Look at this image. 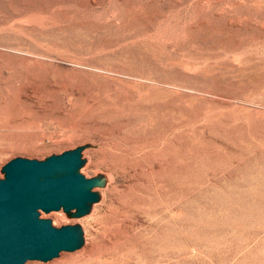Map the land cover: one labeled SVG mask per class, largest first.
I'll list each match as a JSON object with an SVG mask.
<instances>
[{"label": "rangeland", "instance_id": "obj_1", "mask_svg": "<svg viewBox=\"0 0 264 264\" xmlns=\"http://www.w3.org/2000/svg\"><path fill=\"white\" fill-rule=\"evenodd\" d=\"M113 138L160 141L140 165L162 172L125 206L119 177L93 254L122 208L139 225L119 264H264V0H0V179L77 147L97 177ZM84 246L25 264H100Z\"/></svg>", "mask_w": 264, "mask_h": 264}, {"label": "water", "instance_id": "obj_2", "mask_svg": "<svg viewBox=\"0 0 264 264\" xmlns=\"http://www.w3.org/2000/svg\"><path fill=\"white\" fill-rule=\"evenodd\" d=\"M82 147L44 160L16 157L2 168L0 179V264L48 261L63 251H75L83 244L77 225L54 227L40 211L63 210L82 216L98 200L97 177L81 172Z\"/></svg>", "mask_w": 264, "mask_h": 264}, {"label": "bare ground", "instance_id": "obj_3", "mask_svg": "<svg viewBox=\"0 0 264 264\" xmlns=\"http://www.w3.org/2000/svg\"><path fill=\"white\" fill-rule=\"evenodd\" d=\"M121 142V138H113L111 141L106 143V149L109 154L107 157L104 156L99 160L93 161L92 157L88 156L86 160L85 168H93L95 173L100 174L99 176H97V178L100 180V184L94 188V191L98 195V200L92 202L89 205V210L86 213L88 215H84L76 224L82 230L83 244L89 242V247L84 246L82 250H80V252L83 254V258H88L86 259V261L91 260V257L95 256V260L100 264H119L129 248H127V243L130 240L131 233H134V231L138 228L139 224L137 225L135 221L129 219L126 216L125 212L123 213L121 211V208L120 212H118L121 214L117 219H112L113 222L111 223V226H108L123 227V232L119 234V232L117 231L115 234H109L107 237H105L107 231L105 232L104 230V233L101 235L103 238L105 237L103 242V250H101L97 254H93L94 245L97 242L99 231H97L98 229L95 230L92 227L88 229L87 225L89 224V219L99 212L102 201L110 194L111 189L114 187V184H116L119 177L124 181V184H121L120 190L124 195L123 199H121V205L125 206V202L130 201L133 192L141 193L143 192V188H150L147 185L149 183L150 176L155 175L156 177L162 172L161 162H156L155 164L147 167L140 165L141 160L148 152H150L151 155L160 152L154 151L155 149H153L158 147L160 148V141L157 142V139L154 138L152 140L141 139L139 141H135V143H133L132 145H127ZM87 151H90V148H88ZM106 162L107 164H102ZM154 180L152 182H154ZM116 210L119 211L117 207ZM91 221L93 222V220ZM98 225H100V223Z\"/></svg>", "mask_w": 264, "mask_h": 264}]
</instances>
